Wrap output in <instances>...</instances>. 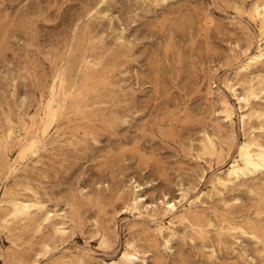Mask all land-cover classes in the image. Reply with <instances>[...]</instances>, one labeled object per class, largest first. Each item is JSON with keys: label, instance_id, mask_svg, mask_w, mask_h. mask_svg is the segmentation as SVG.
<instances>
[{"label": "rangeland", "instance_id": "374dc122", "mask_svg": "<svg viewBox=\"0 0 264 264\" xmlns=\"http://www.w3.org/2000/svg\"><path fill=\"white\" fill-rule=\"evenodd\" d=\"M258 3L0 0V211L11 192L32 198L24 185L41 213L68 218L64 236L0 230V264H34L35 253L39 264H264V171L216 184L241 164V144L264 145ZM31 143L37 154L19 160ZM188 214L203 220L188 225ZM44 236L47 253L35 245ZM128 242L138 260L124 258ZM203 244L222 253L209 259Z\"/></svg>", "mask_w": 264, "mask_h": 264}, {"label": "bare ground", "instance_id": "6f19581e", "mask_svg": "<svg viewBox=\"0 0 264 264\" xmlns=\"http://www.w3.org/2000/svg\"><path fill=\"white\" fill-rule=\"evenodd\" d=\"M253 11L256 16L264 17V4H255L253 7ZM261 58H264V47L258 46L257 51L252 59L259 60ZM61 75L62 74L60 71L54 73L51 85L52 93H56L57 90L61 88ZM250 95L252 94H242L240 98H237V100L243 104H247L250 99ZM46 117L47 126L50 127L54 121L55 113L50 112L47 114ZM243 117L247 118V116L244 115ZM238 151L241 159V164L237 160L232 161L225 170L220 171L216 174V184L220 187L226 188L232 185L235 181H238L240 178H243L246 174L264 171V145H257L255 149L250 152L249 150H247V147L244 144H241L239 146ZM37 152V146L34 143H31L28 146L24 147L22 150H20L19 160H24L28 156L36 155ZM136 187L138 186L135 185L134 188L136 189ZM20 190L31 192L32 198L25 199L20 197L19 193L11 192L9 194L10 197L8 198L7 204L5 206H2V209L0 211V230L2 232L11 234L14 230L17 229V227L19 228V225L22 223L24 224V230L32 231L34 236L40 235L43 229L48 226L53 227L55 236H64L66 234L65 225L68 221V218L66 216H59V214H56L52 211L44 210V212L41 213L44 209V203L40 195L36 193L34 189H32L30 186L22 185ZM183 193L184 192L181 191V196H183ZM138 203V200L132 202L133 210L137 209L136 206ZM167 211L173 213L175 211V205L173 203L171 204L170 202H168ZM55 219L59 221L54 223ZM181 220L183 222H186V224L191 225L192 222L201 223L203 218L198 215L188 214L187 216L182 217ZM237 229L240 234L248 235L252 241H254L255 243H259L258 238L253 234L247 233L244 229L240 227H238ZM157 233L161 235V229H158ZM36 240L37 241L35 242V245H37L38 248L41 249L44 253L50 252L53 249V246L48 237H36ZM163 240L166 244L169 242V239L167 237H164ZM127 248L128 251L125 253L124 258L127 260H130L132 258L138 260V252L136 250L135 244L133 242H128ZM201 250L202 253L206 255L209 259H217L218 255L222 253L221 246H216L212 244H203ZM237 255H240L241 258L247 257L244 251L242 253H237ZM32 258L34 264H39L38 253L32 255ZM20 261L21 258L16 256V254H13L9 259V264H18V262ZM61 264H85V260L80 256H73V258L67 261H62ZM177 264L186 263L179 262ZM198 264H204V261L202 260Z\"/></svg>", "mask_w": 264, "mask_h": 264}]
</instances>
